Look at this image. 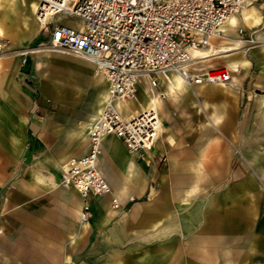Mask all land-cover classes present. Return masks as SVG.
Instances as JSON below:
<instances>
[{
    "label": "crops",
    "instance_id": "obj_1",
    "mask_svg": "<svg viewBox=\"0 0 264 264\" xmlns=\"http://www.w3.org/2000/svg\"><path fill=\"white\" fill-rule=\"evenodd\" d=\"M6 6L2 1V28ZM27 47L0 70V264H264V200L224 144L251 137L223 129L227 100L239 98L247 69L239 86L200 84L190 87L195 94L164 95L150 151L130 153L116 136L102 138L97 164L110 191L88 195L89 218L81 221L82 197L64 165L88 150L91 112L97 111L96 94L91 103L95 66L66 59L71 78L60 85L36 72L32 56L22 63ZM165 83L160 79L155 92L163 94ZM145 86H137L136 96ZM209 104L213 129L179 133L171 127L174 112L185 115L191 105L197 115ZM237 170L242 174H232Z\"/></svg>",
    "mask_w": 264,
    "mask_h": 264
},
{
    "label": "built area",
    "instance_id": "obj_2",
    "mask_svg": "<svg viewBox=\"0 0 264 264\" xmlns=\"http://www.w3.org/2000/svg\"><path fill=\"white\" fill-rule=\"evenodd\" d=\"M253 0H37L36 18L46 32L39 50L92 62L106 76L108 99L88 130V150L67 161L66 177L86 203L89 194L109 193L98 169L104 134L119 138L130 153L150 151L158 137L154 110L125 117L118 100L136 95L137 86L155 88L174 74L184 83L222 84L232 71L219 66L189 67L190 48L207 43L218 27ZM57 16V19H47ZM64 17L76 20L64 23ZM27 60V55L22 63ZM112 207L119 203L112 199ZM84 205L80 219L88 220Z\"/></svg>",
    "mask_w": 264,
    "mask_h": 264
},
{
    "label": "rangeland",
    "instance_id": "obj_3",
    "mask_svg": "<svg viewBox=\"0 0 264 264\" xmlns=\"http://www.w3.org/2000/svg\"><path fill=\"white\" fill-rule=\"evenodd\" d=\"M21 2V0H14L10 6L5 7L6 13L4 14L5 21L3 28L1 26L2 18L0 17V26L3 30V34L0 35L1 71L8 66L6 60H13L12 62H14L15 53L20 47L29 46L30 48H39L37 47L38 43H40L46 35L42 27L38 28L37 31L27 33L29 26L23 20L24 15ZM250 5L255 6V8L260 11L262 22L258 27L253 29L244 27L242 34L244 40H246L245 46L229 52V57H242L245 60L244 65H240V71L244 76L246 69L248 72L243 80L239 98L235 101L227 100L228 113L223 119V123H225L223 129L225 132L227 130H244L247 133L249 132L251 137L246 140L241 138L224 139V144L226 147V156L229 159L234 158L236 163L240 166L244 164L245 176L250 174L251 189L257 191L256 195L259 200H264V126H261L262 119H264V0H253V3L249 4V6ZM35 13L36 9L35 12H32V15L36 19ZM68 18L69 17H64L62 21L66 23ZM52 19H57V16H54ZM18 41H20L21 44L19 46H14V42ZM4 55H8V57ZM28 56H32L33 61L31 66L34 65L36 72L43 79L55 80L60 85H68L71 78L72 65L65 61L69 59L72 61L78 60L85 62L71 55L51 51L33 52V54H28L27 57ZM39 59L46 62L49 61V63L43 65L37 63ZM225 60L226 58L221 55L213 58L211 63L214 66L228 68L225 65ZM234 73L235 72L232 71V74ZM258 81L259 85L256 84ZM96 89L97 87L91 84V103L93 102L92 99L95 97ZM91 106L93 108V105ZM55 110H57V108L51 106L50 111ZM185 110V115H175L174 112V117L170 120L171 127H173L174 131L182 133L196 130L204 131L208 128H212L208 122V119L211 118L210 104L204 107L202 111L199 110L197 115L195 114V106L190 105L185 107ZM93 117L95 116L93 112H91V119H93ZM223 152V150L219 151L220 160L224 157L222 155ZM218 173L221 175L223 172L219 171ZM228 174L230 175L231 172L228 171ZM232 174L239 175L242 174V172L237 170L233 171Z\"/></svg>",
    "mask_w": 264,
    "mask_h": 264
},
{
    "label": "bare ground",
    "instance_id": "obj_4",
    "mask_svg": "<svg viewBox=\"0 0 264 264\" xmlns=\"http://www.w3.org/2000/svg\"><path fill=\"white\" fill-rule=\"evenodd\" d=\"M2 1H4L7 6H10L14 0H0V4L2 3ZM21 1H22L21 3L23 9H25V11L27 12L26 17H24V22L29 26V29L32 30L35 28L38 29L42 27L43 26L42 23H44L45 20H41V22H39V20L36 18L38 20L37 21L32 15V12H35V9L37 11L36 8L37 1L35 0H21ZM252 3L253 1H250L247 4H245L238 12L234 13L223 24H221L217 29L218 33L210 36L207 43H205L202 46L191 47L189 50L191 55V61L188 66L192 68L213 67L214 65L211 63V60L215 57H219L222 55L226 58L225 65L228 67V69L235 72L234 74H232V80L228 83H222V85L227 86V84H229L233 86H239L242 83V79L244 78V74L241 73L240 71V65H244L245 60L242 57H238V58L229 57L230 55L229 52L233 50H238L245 46L246 40H244L242 34L244 27L253 29L258 27L262 22V15L260 11L256 9L255 6L253 5L249 6V4ZM53 17L54 16H48L47 19H52ZM40 51H44V50H39V48L27 47L24 50H22L21 53L25 57L30 52L35 53ZM94 66L97 75V79L95 82V86L97 87V93H96L97 111L94 114L95 117H93L92 122L88 127V130L92 125V123L94 122V120L97 118L98 114L100 113L102 106L108 99V92L106 88L107 81H106L105 73L102 69L96 67V65ZM206 84H213V83H206ZM165 86H166V91L163 92V94L155 92L154 88L145 86L144 93L142 96L138 97L136 95H132L130 97L118 100L116 102L117 108L125 117L137 115L141 112H145L149 110H154L157 114L160 113V116L159 115L157 116L158 117L157 133L159 134L160 127L162 124V114L164 111L163 101H162L163 96L164 95L168 96L174 100L181 96L190 95V92L193 91L189 86H187L184 83L182 78L176 74L170 77V80L165 83ZM193 93L195 94L194 91ZM110 135L112 134H104L101 137L100 150H101L102 138L105 140V138H107ZM67 161L68 160H66L64 165L65 172H67L68 169ZM109 191H110V186H109ZM115 200L118 201L116 197ZM84 205H86L89 208V203H85L82 197V207H81L80 215ZM81 221H85V220L81 219Z\"/></svg>",
    "mask_w": 264,
    "mask_h": 264
}]
</instances>
